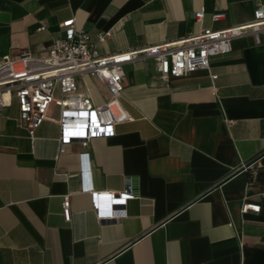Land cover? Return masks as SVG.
<instances>
[{
    "label": "crops",
    "instance_id": "obj_1",
    "mask_svg": "<svg viewBox=\"0 0 264 264\" xmlns=\"http://www.w3.org/2000/svg\"><path fill=\"white\" fill-rule=\"evenodd\" d=\"M258 6L264 0H0V58L44 56L69 18L109 54L249 22ZM217 11L225 16L212 21ZM76 81L95 105L110 99L95 76ZM122 83L133 120L57 157L58 124L45 120L31 139L16 98L0 107V264H264V43L235 38L208 68L167 83L152 59L136 60ZM47 114L58 117L54 104ZM88 186H128L127 215L99 220ZM245 201L260 211L242 214Z\"/></svg>",
    "mask_w": 264,
    "mask_h": 264
},
{
    "label": "built area",
    "instance_id": "obj_2",
    "mask_svg": "<svg viewBox=\"0 0 264 264\" xmlns=\"http://www.w3.org/2000/svg\"><path fill=\"white\" fill-rule=\"evenodd\" d=\"M204 16V9L195 12L197 21ZM222 11L211 14L212 21L222 20ZM65 29L62 37L53 39L42 57L34 56L22 49L15 55L0 58V107L7 106L13 96L18 104V123L24 127L31 139L38 126L45 120L59 126L57 155L67 151V145L77 140L86 147L94 138L110 137L115 127L133 118L126 112L121 98L124 67L136 60L152 59L160 80L190 74L208 68L210 58L226 54L235 38L250 35L254 43H264V8L253 11V19L222 29L201 28L178 40L146 45L134 50L101 54L89 42L83 30L74 26V18L61 23ZM43 25L38 30H43ZM110 30L100 32L98 40L105 41ZM84 75L95 76L106 87L110 99L95 105L91 99L78 92L76 79ZM51 104L58 110V117L51 118L47 112ZM88 155L81 152L80 156ZM256 160L247 166L255 163ZM93 209L99 220H116L127 215L125 205L134 198L127 186L122 191H98L88 186ZM264 200V191L260 193ZM261 205L243 202L242 214L259 212ZM64 220L70 218V196L61 202Z\"/></svg>",
    "mask_w": 264,
    "mask_h": 264
},
{
    "label": "trees",
    "instance_id": "obj_3",
    "mask_svg": "<svg viewBox=\"0 0 264 264\" xmlns=\"http://www.w3.org/2000/svg\"><path fill=\"white\" fill-rule=\"evenodd\" d=\"M249 178H251V173H250V176H249Z\"/></svg>",
    "mask_w": 264,
    "mask_h": 264
}]
</instances>
